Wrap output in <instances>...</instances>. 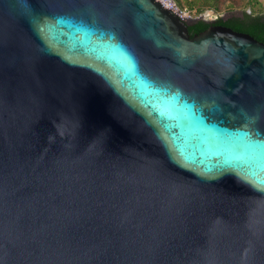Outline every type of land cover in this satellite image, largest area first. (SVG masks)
Listing matches in <instances>:
<instances>
[{"label": "water", "instance_id": "95a60500", "mask_svg": "<svg viewBox=\"0 0 264 264\" xmlns=\"http://www.w3.org/2000/svg\"><path fill=\"white\" fill-rule=\"evenodd\" d=\"M199 18L0 0V264H264V43Z\"/></svg>", "mask_w": 264, "mask_h": 264}, {"label": "trees", "instance_id": "16d2710c", "mask_svg": "<svg viewBox=\"0 0 264 264\" xmlns=\"http://www.w3.org/2000/svg\"><path fill=\"white\" fill-rule=\"evenodd\" d=\"M177 6L181 9L188 10L192 15H199L205 10H212L216 13H219L221 10L219 6L218 0H206L205 5H189V6H181L179 0H174ZM178 2V3H177ZM254 3H257L256 0H246L245 4H248L251 8ZM214 24L226 25L233 30L246 32L253 36L255 39L264 43V13H254L251 12H243L241 16H233L226 19L218 16L213 21H205L203 19H195L188 24L187 29L189 35L192 36L195 33L203 31L207 27Z\"/></svg>", "mask_w": 264, "mask_h": 264}, {"label": "rangeland", "instance_id": "374dc122", "mask_svg": "<svg viewBox=\"0 0 264 264\" xmlns=\"http://www.w3.org/2000/svg\"><path fill=\"white\" fill-rule=\"evenodd\" d=\"M179 1H180V3H178V2L177 3L181 6H189V5H194V6L199 5L200 6V5L206 4V0H179ZM256 1H257V3H254L252 8H251L248 4H245L246 0H218L219 6L221 8V10L219 11L218 14H219V16H221V15H223V14H225L231 10H242L245 12L253 11L254 13L264 12V0H256ZM201 15H200V17H201ZM192 17H194V16H192ZM202 17L207 19V20H212L215 18V16L212 14V12L202 15Z\"/></svg>", "mask_w": 264, "mask_h": 264}, {"label": "built area", "instance_id": "2783aa9c", "mask_svg": "<svg viewBox=\"0 0 264 264\" xmlns=\"http://www.w3.org/2000/svg\"><path fill=\"white\" fill-rule=\"evenodd\" d=\"M159 1L161 2L163 7L170 8L171 6H174L175 9L178 10L181 14L188 16V17H192V16L197 17L203 13L202 12L199 15L195 16V15H192L190 11L179 8L174 0H159ZM212 14L215 16V18L219 16V14L216 13L215 11H212ZM200 19L207 20V19L203 18L202 16L200 17Z\"/></svg>", "mask_w": 264, "mask_h": 264}, {"label": "flooded vegetation", "instance_id": "af4514ba", "mask_svg": "<svg viewBox=\"0 0 264 264\" xmlns=\"http://www.w3.org/2000/svg\"><path fill=\"white\" fill-rule=\"evenodd\" d=\"M211 24H214V23H211Z\"/></svg>", "mask_w": 264, "mask_h": 264}]
</instances>
